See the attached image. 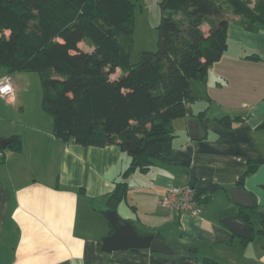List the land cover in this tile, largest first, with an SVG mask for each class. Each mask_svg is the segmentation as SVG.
<instances>
[{
    "label": "crops",
    "instance_id": "crops-1",
    "mask_svg": "<svg viewBox=\"0 0 264 264\" xmlns=\"http://www.w3.org/2000/svg\"><path fill=\"white\" fill-rule=\"evenodd\" d=\"M144 2L155 9L162 0ZM229 19V39L239 40L238 51L231 55L229 43L206 83L191 82L195 99L188 104L187 116L173 122L172 149L148 172H132L127 178V153L116 145L82 147L56 138L42 101L37 109L19 75H11L15 97L12 102L0 98V136H22L23 151L1 149L0 264H180L205 258L223 264H264V238L253 237L245 246L222 222L241 212L232 202L235 188L245 189L264 208V30L252 33L238 18ZM6 74L0 68V77ZM225 117L232 127L219 123ZM192 119L201 121L199 139L190 138ZM251 164L256 168L247 175ZM123 179L129 193L119 214L141 235L161 231L175 255L101 250L102 240L113 233L102 212L110 209L109 195ZM191 181L198 191L217 189L209 203L203 202L198 217L179 214L170 221L162 197L169 187ZM149 222L153 225L146 228Z\"/></svg>",
    "mask_w": 264,
    "mask_h": 264
},
{
    "label": "trees",
    "instance_id": "trees-1",
    "mask_svg": "<svg viewBox=\"0 0 264 264\" xmlns=\"http://www.w3.org/2000/svg\"><path fill=\"white\" fill-rule=\"evenodd\" d=\"M140 1L0 0V68L10 75L38 73L41 108L52 118L54 136L82 147L118 146L131 158L124 178L148 172L172 149L173 122L187 116L195 99L191 82L205 84L229 49V16L249 32L264 30V0H162L157 50L143 52L132 65ZM83 41L93 50L81 48ZM218 121L232 127L229 117ZM8 149L22 152V136H13ZM255 168L251 164L247 175ZM190 185L194 187L193 181ZM216 189L198 195L207 204ZM128 193L125 179L116 183L110 209L117 210ZM238 217L252 226L257 223L253 237L264 238L263 207L254 201ZM180 264L223 263L205 258Z\"/></svg>",
    "mask_w": 264,
    "mask_h": 264
},
{
    "label": "water",
    "instance_id": "water-1",
    "mask_svg": "<svg viewBox=\"0 0 264 264\" xmlns=\"http://www.w3.org/2000/svg\"><path fill=\"white\" fill-rule=\"evenodd\" d=\"M189 131L191 139H199L198 132L201 130V121L192 119L189 122ZM11 138L0 140V145L7 148ZM232 202L237 206L245 209L254 207L252 196L243 188L231 190ZM102 215L109 221L113 228V233L102 240L101 250L105 253L112 254L120 250L129 249H147L153 253L173 256L175 250L166 242L160 234L141 235L138 233L134 224L123 218L118 210L109 209L102 212ZM225 227L230 229L235 235L246 240L253 241L254 227L244 223L238 216H229L223 219Z\"/></svg>",
    "mask_w": 264,
    "mask_h": 264
},
{
    "label": "rangeland",
    "instance_id": "rangeland-1",
    "mask_svg": "<svg viewBox=\"0 0 264 264\" xmlns=\"http://www.w3.org/2000/svg\"><path fill=\"white\" fill-rule=\"evenodd\" d=\"M155 16L156 18H151ZM160 19H161L160 6H157V8L154 9L152 5L147 4L146 2H144V0H141L139 2L135 10V31L133 35V38L135 40V47L131 57L132 65L140 61L143 52L157 50V44L159 40L157 27L160 23ZM229 43H230V54L232 55L238 51L237 45H239L240 42L237 39L231 38L229 39ZM81 47L85 51H92L94 48L93 45L87 41H83ZM17 74L19 75V79H20L19 82L22 84V86L26 87L28 90L31 91L32 95L30 96L29 100L33 101L34 99H36L37 109H40L39 105L40 102L42 101V96H43V89L41 85L40 75L36 72H18ZM119 74H120V70H118V73L114 76H117ZM194 82L195 81H192V83ZM33 104L34 103H32V105ZM9 151L10 150L7 149V152ZM152 225L153 223L149 222L146 228H149V226ZM260 239L261 238L259 236H256V241H260Z\"/></svg>",
    "mask_w": 264,
    "mask_h": 264
},
{
    "label": "built area",
    "instance_id": "built-area-1",
    "mask_svg": "<svg viewBox=\"0 0 264 264\" xmlns=\"http://www.w3.org/2000/svg\"><path fill=\"white\" fill-rule=\"evenodd\" d=\"M15 91L12 76L9 74L1 76L0 98L12 102ZM4 157L5 153L0 149V159H4ZM203 202L204 200L198 195V190L190 184L169 187L161 199V205L169 212L168 218L170 221H175L179 214L198 217L202 213Z\"/></svg>",
    "mask_w": 264,
    "mask_h": 264
}]
</instances>
